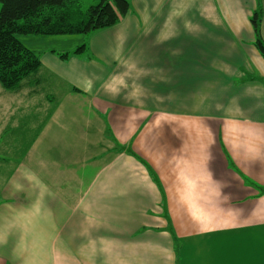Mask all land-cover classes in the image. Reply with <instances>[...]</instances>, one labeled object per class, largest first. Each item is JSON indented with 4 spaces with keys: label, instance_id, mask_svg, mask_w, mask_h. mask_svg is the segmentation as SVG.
<instances>
[{
    "label": "crops",
    "instance_id": "1",
    "mask_svg": "<svg viewBox=\"0 0 264 264\" xmlns=\"http://www.w3.org/2000/svg\"><path fill=\"white\" fill-rule=\"evenodd\" d=\"M259 6L264 41V0H131L82 53L42 51L0 264H264Z\"/></svg>",
    "mask_w": 264,
    "mask_h": 264
},
{
    "label": "trees",
    "instance_id": "2",
    "mask_svg": "<svg viewBox=\"0 0 264 264\" xmlns=\"http://www.w3.org/2000/svg\"><path fill=\"white\" fill-rule=\"evenodd\" d=\"M130 6L131 0H101L83 11L80 0H0V85L7 91H17L23 82L33 77L38 79L36 76L42 66L40 57L26 48L18 36L90 37L117 25L129 13ZM251 21L255 46L264 58L260 6ZM86 48L84 43L74 54ZM58 55L67 59L70 53Z\"/></svg>",
    "mask_w": 264,
    "mask_h": 264
},
{
    "label": "rangeland",
    "instance_id": "3",
    "mask_svg": "<svg viewBox=\"0 0 264 264\" xmlns=\"http://www.w3.org/2000/svg\"><path fill=\"white\" fill-rule=\"evenodd\" d=\"M101 0H80L83 11ZM21 43L39 57L44 50L60 53L74 52L84 44L85 35L72 36H18ZM67 51V52H66ZM35 78L22 83L17 91H7L0 85V197L9 179L16 171L19 157L26 150L24 139L36 133L46 116L45 97L52 92V78L40 72ZM33 82H41L34 86ZM44 82V83H43ZM19 155H17V154ZM16 155V156H15ZM23 159V158H22Z\"/></svg>",
    "mask_w": 264,
    "mask_h": 264
}]
</instances>
